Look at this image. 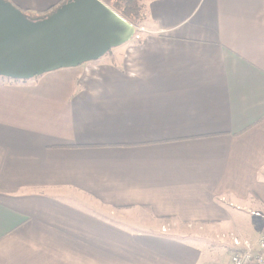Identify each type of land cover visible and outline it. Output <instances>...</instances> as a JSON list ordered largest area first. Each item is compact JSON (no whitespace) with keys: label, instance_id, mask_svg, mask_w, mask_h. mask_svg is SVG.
<instances>
[{"label":"crops","instance_id":"obj_1","mask_svg":"<svg viewBox=\"0 0 264 264\" xmlns=\"http://www.w3.org/2000/svg\"><path fill=\"white\" fill-rule=\"evenodd\" d=\"M142 10L97 61L0 79V264H224L264 233V0Z\"/></svg>","mask_w":264,"mask_h":264},{"label":"water","instance_id":"obj_2","mask_svg":"<svg viewBox=\"0 0 264 264\" xmlns=\"http://www.w3.org/2000/svg\"><path fill=\"white\" fill-rule=\"evenodd\" d=\"M135 26L100 0H69L30 17L0 0V77L25 81L97 61L129 42Z\"/></svg>","mask_w":264,"mask_h":264},{"label":"built area","instance_id":"obj_3","mask_svg":"<svg viewBox=\"0 0 264 264\" xmlns=\"http://www.w3.org/2000/svg\"><path fill=\"white\" fill-rule=\"evenodd\" d=\"M142 31V28L135 27L133 38L139 39V33ZM253 216L260 218L257 213H253ZM162 231L165 232V228H162ZM231 241L233 252L229 264H264V233L255 243L237 237L232 238Z\"/></svg>","mask_w":264,"mask_h":264},{"label":"trees","instance_id":"obj_4","mask_svg":"<svg viewBox=\"0 0 264 264\" xmlns=\"http://www.w3.org/2000/svg\"><path fill=\"white\" fill-rule=\"evenodd\" d=\"M69 0H60L56 5L50 7L42 13H28L24 11L23 13L29 15L30 17H46L52 12H54L58 7L65 4ZM106 6L113 10L116 14L122 17L125 21L132 24L135 27H139L144 21V14L142 10L143 1H153V0H101Z\"/></svg>","mask_w":264,"mask_h":264},{"label":"rangeland","instance_id":"obj_5","mask_svg":"<svg viewBox=\"0 0 264 264\" xmlns=\"http://www.w3.org/2000/svg\"><path fill=\"white\" fill-rule=\"evenodd\" d=\"M132 40H134V39H132ZM120 47H122V46H120ZM119 48V47H118ZM116 49V48H115ZM113 50V49H112ZM112 50H110V51H112ZM110 51L109 52H107L105 55H107V54H109L110 53ZM104 55V56H105ZM0 79H7V78H4V77H0ZM87 204L86 203H84V206H86ZM92 207H90V209H91V211L92 212H94L95 214H97V215H99V216H101V217H110L111 219H113V221H115V222H117V223H120L121 225H123V226H125L124 224L126 223V218L128 219H132L133 218V220H137V222H138V224L140 225H138V227H140V228H142L141 226H142V220H143V222H147V214H146V212L145 211H136L135 213H137L138 214V216H136V217H133V216H127V217H125V219H121V218H119V214H123V213H125V212H123V211H118V210H116L115 212H113L112 214H110L111 213V211H109L108 209H105V208H103L102 206H100V205H91ZM130 213H132V210H131V212ZM139 213H140V215H139ZM142 213V214H141ZM242 213H246V214H248L247 213V211L246 210H243L242 211ZM126 215H128V213H126ZM127 225H130V224H127ZM125 227H127V226H125ZM129 228V227H128ZM136 227L134 226V227H131V229L133 230V229H135ZM134 231V230H133ZM203 233H201V235H202ZM204 235V234H203ZM205 236H207L208 238H210L211 237V235H208V234H206ZM207 241V244H212L211 242H213V241H211L210 239H207L206 240ZM205 244V243H204ZM206 244V245H207ZM229 244H226L225 245V243H223V244H221V246L219 247L223 252H225V254L227 255V258H226V260H225V262H224V264H229V258L228 257H230V254H229V246H228ZM215 247H217V246H215ZM214 247V248H215ZM227 251V252H226ZM216 264H223V263H221V262H216Z\"/></svg>","mask_w":264,"mask_h":264}]
</instances>
